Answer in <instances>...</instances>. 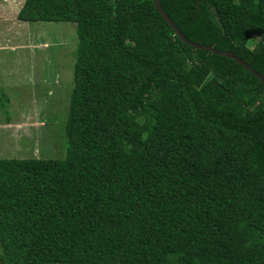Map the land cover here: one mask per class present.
I'll use <instances>...</instances> for the list:
<instances>
[{"label":"trees","instance_id":"1","mask_svg":"<svg viewBox=\"0 0 264 264\" xmlns=\"http://www.w3.org/2000/svg\"><path fill=\"white\" fill-rule=\"evenodd\" d=\"M159 3L264 76V0ZM16 17L77 45L65 155L0 158V264H264V82L153 0Z\"/></svg>","mask_w":264,"mask_h":264},{"label":"rangeland","instance_id":"2","mask_svg":"<svg viewBox=\"0 0 264 264\" xmlns=\"http://www.w3.org/2000/svg\"><path fill=\"white\" fill-rule=\"evenodd\" d=\"M17 1L19 5L24 0ZM17 8L16 4L15 12ZM13 23L0 20V36L5 35L0 42L17 43L14 50H0V122L24 123L10 133L0 128V158L63 157L77 45L75 23L24 22L17 17ZM258 40L252 36L247 45L252 48Z\"/></svg>","mask_w":264,"mask_h":264},{"label":"water","instance_id":"3","mask_svg":"<svg viewBox=\"0 0 264 264\" xmlns=\"http://www.w3.org/2000/svg\"><path fill=\"white\" fill-rule=\"evenodd\" d=\"M153 3L158 10V12L161 14V16L164 18V20L172 27V29L175 31L176 35L184 42L189 45H191L194 48H200L203 50H208L211 51L217 55L220 56H225V57H230L234 60H236L238 63L243 65L246 69H248L251 73L256 75L262 82H264V76L260 74L258 71H256L252 66L247 64L244 60H242L240 57H238L234 52L232 51H220L217 50L214 46L212 45H205L201 43H196L190 39H188L178 28L177 26L173 23V21L167 16V14L164 12L161 4L159 3V0H153Z\"/></svg>","mask_w":264,"mask_h":264},{"label":"crops","instance_id":"4","mask_svg":"<svg viewBox=\"0 0 264 264\" xmlns=\"http://www.w3.org/2000/svg\"><path fill=\"white\" fill-rule=\"evenodd\" d=\"M22 3L19 4V5L21 6ZM16 4H17L18 8H17V10L15 12L14 9L16 8ZM19 5H18V1L17 0H0V20H3L6 23H10V22L13 23L14 20L16 19V14H17V12H18V10L20 8ZM6 25H8V24H6ZM13 25H14V23H13ZM0 35H1V32H0ZM3 36H5V35H2L0 37H3ZM10 43L11 42H8V41H5L4 43L0 42V50H3V49H7V51L14 50L16 48V46H17V43L16 44H10ZM9 57L10 56H7V58L5 60L9 59ZM3 95L4 94H2V96ZM22 123H24V122H18V121L14 122V121L5 119L3 122H0V128L5 129L6 133H8V132L10 133L9 130H13V128H15L16 126H20L18 124H22Z\"/></svg>","mask_w":264,"mask_h":264}]
</instances>
